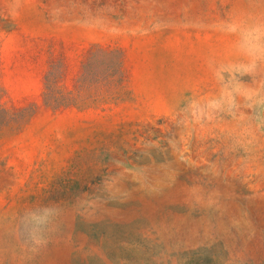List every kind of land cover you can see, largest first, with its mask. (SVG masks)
<instances>
[{
  "label": "rangeland",
  "instance_id": "rangeland-1",
  "mask_svg": "<svg viewBox=\"0 0 264 264\" xmlns=\"http://www.w3.org/2000/svg\"><path fill=\"white\" fill-rule=\"evenodd\" d=\"M0 264H264V0H0Z\"/></svg>",
  "mask_w": 264,
  "mask_h": 264
},
{
  "label": "trees",
  "instance_id": "trees-1",
  "mask_svg": "<svg viewBox=\"0 0 264 264\" xmlns=\"http://www.w3.org/2000/svg\"><path fill=\"white\" fill-rule=\"evenodd\" d=\"M48 99H50V98H48Z\"/></svg>",
  "mask_w": 264,
  "mask_h": 264
}]
</instances>
